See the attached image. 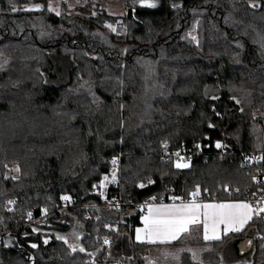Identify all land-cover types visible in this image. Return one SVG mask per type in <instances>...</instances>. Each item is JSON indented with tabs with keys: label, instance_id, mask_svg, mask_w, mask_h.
<instances>
[{
	"label": "trees",
	"instance_id": "16d2710c",
	"mask_svg": "<svg viewBox=\"0 0 264 264\" xmlns=\"http://www.w3.org/2000/svg\"><path fill=\"white\" fill-rule=\"evenodd\" d=\"M66 1L85 5L70 12ZM125 2L127 14L117 17L99 0H65L60 15L48 10L51 0H0V264H107L105 237L111 260L157 264L160 246L135 241L142 225L135 205L170 196L189 201L197 185L203 200L264 192L242 165L244 155L264 152V124L256 116L264 111V0H255L256 9L250 0H158L155 9ZM34 4L41 10H25ZM217 141L226 147L217 149ZM175 152L191 166L177 169ZM113 157H121L119 183L103 200L94 185L111 172ZM5 164L19 167L20 176H6ZM148 178L155 183L137 187ZM228 185L241 195L220 191ZM112 197L122 200L123 213L102 207ZM77 223L86 252L101 249L94 258L55 238ZM248 232L255 240L249 261L264 264V219L256 217L244 232L209 244L199 264H221L231 240L238 244ZM199 244L205 243L194 232L170 246ZM181 264L197 262L184 253Z\"/></svg>",
	"mask_w": 264,
	"mask_h": 264
},
{
	"label": "snow or ice",
	"instance_id": "6c2138e0",
	"mask_svg": "<svg viewBox=\"0 0 264 264\" xmlns=\"http://www.w3.org/2000/svg\"><path fill=\"white\" fill-rule=\"evenodd\" d=\"M141 7L147 9H155L158 7V0H138ZM172 7L179 8L182 7L178 4H173ZM249 7L256 9L261 7V4L255 2V0H250ZM27 11H40V6H36L35 9H26ZM49 11H55L56 15H60V12L55 10L50 3L48 6ZM12 11H16L15 6H12ZM195 14V10H193ZM199 24V21L196 22ZM111 31L116 32L117 29L113 27L111 24L106 25ZM195 31V27L193 29ZM47 35V33H41V37ZM187 37H190L191 40L195 41L197 47H199V40L196 36L192 35V33H188ZM264 47V45H262ZM237 48H243V45L237 44ZM123 51H127L126 49ZM239 55V53L237 54ZM235 62L237 64L241 63L239 59H236ZM2 65H0V69H2ZM40 72L39 69H37ZM40 76L44 77V73L40 72ZM82 79V78H81ZM43 82L45 84L48 83V80L44 78ZM85 85H81L84 87ZM70 91H74L71 90ZM88 95L91 96V103L97 106L100 105L101 101L96 96V94L92 91L91 87L87 88ZM120 93H117L119 95ZM212 100H218L219 97L216 95H212L210 97ZM235 101L236 104H240L241 101L237 99L235 96L231 97ZM124 106L121 104L120 108L122 109ZM213 113L217 117H221V113L217 112L215 107L212 108ZM244 109L241 107L240 112L243 113ZM254 115V114H253ZM222 118V117H221ZM209 128H214L215 125L212 123L208 124ZM205 139H210V137H205ZM120 143H123L121 139ZM194 147L196 149H201L200 144H195ZM215 147L217 149H221L226 147L222 145L219 141L215 143ZM163 148L166 150L168 148L167 142L163 143ZM167 155V152L165 153ZM173 155L177 157L174 166L177 169H184L189 168L191 165L190 163L185 160L184 157L180 155V152H175ZM190 159V158H189ZM253 159L254 162H261L264 161V155L255 158H248ZM118 160L119 157H113L111 164H112V172L111 178L108 175H104L101 179L99 184L100 188L106 187L107 183L118 184ZM184 161V162H181ZM7 168V164L4 165ZM16 172H20V168H15ZM7 178V177H6ZM15 179V178H13ZM253 180L256 181V177H253ZM259 183V181H256ZM155 181L151 178H148L147 185L143 182L137 184V187L140 189L146 188L148 185L154 184ZM96 187V185H94ZM200 188L199 185L196 186L195 190L191 193L193 196V200L190 203H180V204H148L147 213L143 217L142 223L144 224L143 228L135 229V238L137 242L141 243H170L173 241L178 240L182 234L188 233L192 226H203V239L207 241H221L223 236H227L230 233H241L244 232L246 227L249 223L253 220L254 216L259 219H264V199H261L258 202V206L254 207L251 203L248 202H230V203H197L195 201V197L199 193ZM102 195V194H101ZM255 195V194H254ZM61 201L64 202H71L72 197L69 195H62L60 197ZM151 200L155 201L157 199L156 196H152ZM173 201L181 199L180 197L173 196L171 197ZM8 205L15 204V201L8 200ZM143 210V208H142ZM8 211H13L11 207L8 208ZM44 215H47L48 209L44 208L41 210ZM28 219H32V212L29 211L27 213ZM82 225L79 223L67 234H57L56 240L62 241L65 245H67L68 249H70L71 253L75 254L76 252L85 253L89 257H95L101 249H97V252H86L85 247L81 243L84 234L79 231L78 229L81 228ZM105 227L109 228V230H115L117 233L119 229H113L112 225L106 224ZM33 232H37L38 230L33 228ZM223 232V236L222 233ZM259 239L264 241V236H260ZM71 241V242H70ZM10 243V241H9ZM45 245L49 243L48 239L43 241ZM103 244L108 246L109 256H111V245L112 241L105 237L103 239ZM246 244L248 247L252 246V240H247ZM31 248L36 249L39 247L38 244L33 243L30 245ZM260 249L264 252V243H261ZM207 251H211V249H206ZM191 251V250H190ZM241 252H243V245L241 246ZM193 260H197V253L195 251L191 252ZM30 259H33L30 257ZM177 261L179 260V256L174 257ZM91 264H95V259L92 260ZM199 264V262H197ZM238 264H252V261H239Z\"/></svg>",
	"mask_w": 264,
	"mask_h": 264
},
{
	"label": "rangeland",
	"instance_id": "374dc122",
	"mask_svg": "<svg viewBox=\"0 0 264 264\" xmlns=\"http://www.w3.org/2000/svg\"><path fill=\"white\" fill-rule=\"evenodd\" d=\"M63 1L65 2V0H51V4L55 10H57L61 13L62 9H63L62 8V2ZM99 1H100V3L102 2L105 5L104 8L109 15L121 17V16H124L127 14V5H126L125 0H103V1L99 0ZM66 4H67V10L70 12H74L77 7H81V6L85 5L84 2L74 3V2H69V1H66ZM36 6H39V5H35V4L29 5V6L25 7V10L26 9H35ZM30 12H36V11L33 10ZM52 12L56 13L55 11H52ZM256 116L260 117L263 121V124H264V111L257 112ZM263 145H264V136H263ZM16 167L17 166H15V165L8 166L6 168L7 169L6 176H8V177H19L20 176L19 172L15 171ZM119 169H120V165L118 166V174H119ZM111 172H112V170H111ZM111 172L108 174L109 178H111ZM99 184L100 183L96 184V187L94 188V193L96 195L100 196V198H102L103 200H105L106 197H108L109 188L112 185H116V184L107 183L106 187H104V188H100ZM220 191L223 192L228 197H231V198H233V197L235 198V197H238L241 195V192H239L238 189H235L231 185H228V186L221 188ZM110 199L111 198L107 199V201ZM89 208H91V207L89 206ZM92 208H94V207H92ZM246 236H247V238H253L254 239L253 234H251L249 232L246 234ZM237 241H239V240H236V241L232 242L231 244H229L227 246V248L224 250V252L221 254V259H220L221 264H235V263L239 262V260H240L238 257L239 253H237V251H236V249L238 250V248H236V245L238 247V244L241 241L238 244L236 243ZM206 249H212V245L199 244V245H192V246H190V245H188V246H160L155 251L156 256L154 258L156 259L157 264H181V258H182V255L184 253H190L191 254L192 251H195L197 253V260H194V261L199 262V263H204L205 253L208 252ZM250 254H252V252ZM250 254L243 256L245 261H249L251 259ZM176 256H179L178 261L176 259H174V257H176ZM191 256H192V254H191Z\"/></svg>",
	"mask_w": 264,
	"mask_h": 264
},
{
	"label": "built area",
	"instance_id": "2783aa9c",
	"mask_svg": "<svg viewBox=\"0 0 264 264\" xmlns=\"http://www.w3.org/2000/svg\"><path fill=\"white\" fill-rule=\"evenodd\" d=\"M173 154L170 157H172V158L174 157V158L177 159V157L175 155H173ZM180 155L182 157H185L184 153H180ZM261 155H264V152L259 153V154L244 155V158L242 160V165L249 171V174L251 175L252 178L254 176L256 177V181H259V183H257L254 180L253 181L261 187L262 191H264V161L254 162L253 159H248V158L259 157ZM112 159H109V164L111 166H112V164H111ZM120 162H121V157H119L118 166L120 165ZM254 194L249 196V197H247V200L254 207H257L258 206V202L261 199H264V192H262V193H254ZM146 205H148V204L143 203V204H140V205L137 206L138 209H139L140 218H143L146 215V213H147ZM104 207L107 210H109V211L116 210V211L122 212V210L124 209V204H123L121 199L114 197V198L108 200ZM142 208H143V210H142ZM1 243L2 242L0 240V245H1ZM107 263H110V264H124V262H122V261L110 262L109 258H108Z\"/></svg>",
	"mask_w": 264,
	"mask_h": 264
},
{
	"label": "crops",
	"instance_id": "0c3cea01",
	"mask_svg": "<svg viewBox=\"0 0 264 264\" xmlns=\"http://www.w3.org/2000/svg\"><path fill=\"white\" fill-rule=\"evenodd\" d=\"M191 201H186V202H158V203H156V202H151V201H149V204H156V205H159V204H168V205H171V204H173V203H175V204H180V203H185V204H187V203H190ZM197 203H230V202H247L246 200H204V201H196ZM254 218H255V216H254ZM253 218V219H254ZM253 221V220H252ZM251 221V222H252ZM141 222H142V220H141ZM250 222V223H251ZM249 223V224H250ZM144 227V224L142 223V225L140 226V227H138V228H143ZM248 227V226H247ZM246 227V228H247ZM137 229V228H136ZM196 233L198 236H200V238L204 241V243L205 244H211L212 242H215V241H205L204 239H203V226L202 225H199V226H192L191 228H190V231L188 232V233H184V234H182L181 235V237L182 236H184V235H186V234H191V233ZM242 233V232H241ZM222 234V236H223V232L221 233ZM231 234H237V233H230L229 235H227V236H230ZM135 236H136V234H134V238H135ZM227 236H223V238H225V237H227ZM135 241H136V238H135ZM177 241V240H176ZM176 241H173V242H170V243H163V244H161V243H156V244H151V243H147V242H145L144 244H151V245H159V246H170V244H173V243H175ZM137 242V241H136ZM232 242H234L233 240H231V243ZM137 243H141V242H137ZM230 243V244H231Z\"/></svg>",
	"mask_w": 264,
	"mask_h": 264
},
{
	"label": "water",
	"instance_id": "95a60500",
	"mask_svg": "<svg viewBox=\"0 0 264 264\" xmlns=\"http://www.w3.org/2000/svg\"><path fill=\"white\" fill-rule=\"evenodd\" d=\"M247 240H252V246L251 247H248L247 246V244H246V241ZM7 241V243H6V247H10V246H12V240H10V239H7L6 240ZM9 241H10V243H9ZM254 244H255V240L253 239V238H246V239H244V240H242L239 244H238V253H239V255L241 256V257H243V256H246V255H248V254H250L252 251H253V249H254ZM243 245V252H241V246Z\"/></svg>",
	"mask_w": 264,
	"mask_h": 264
},
{
	"label": "bare ground",
	"instance_id": "6f19581e",
	"mask_svg": "<svg viewBox=\"0 0 264 264\" xmlns=\"http://www.w3.org/2000/svg\"><path fill=\"white\" fill-rule=\"evenodd\" d=\"M262 153V152H261ZM257 154H259V153H257ZM253 179V178H252ZM258 185V184H257ZM259 186V185H258ZM260 187V186H259ZM261 191H262V189H261ZM256 193H259V192H256ZM260 193H262V192H260ZM254 194V193H253ZM253 194H251V195H253ZM251 195H249V196H251ZM248 196V197H249ZM171 197L172 196H170V198H169V201L168 202H186L187 200H180V199H178V200H176V201H173L172 199H171ZM112 198H114V197H112ZM111 198V199H112ZM193 200V199H192ZM192 200H189V201H192ZM247 202H248V200H247V198L245 199ZM195 201H204L202 198H199V197H195ZM144 203H146V204H149V201L148 202H144ZM249 203V202H248ZM141 204H143V203H141ZM138 205H140V204H137V205H135L134 207H135V209L138 211V215H139V209H138ZM105 205H103L102 207L103 208H105L104 207ZM106 209V208H105ZM107 210V209H106ZM112 211H116V210H112ZM118 212H120V211H118ZM121 213H123V210H122V212ZM139 218H140V216H139ZM141 220H143V218H140ZM0 240H1V242H2V239L0 238ZM3 243V242H2ZM2 243H1V245H2ZM106 246V245H105ZM107 247V249H108V246H106ZM109 251V250H108ZM108 258H109V261L110 262H117V261H122V260H117V261H113V260H111V257L108 255L107 256V260H106V262L108 261ZM122 262H124V261H122ZM107 264H110V263H107ZM124 264H125V262H124Z\"/></svg>",
	"mask_w": 264,
	"mask_h": 264
}]
</instances>
